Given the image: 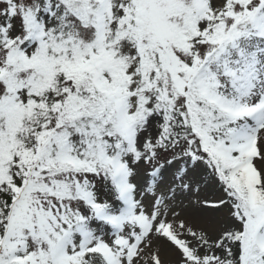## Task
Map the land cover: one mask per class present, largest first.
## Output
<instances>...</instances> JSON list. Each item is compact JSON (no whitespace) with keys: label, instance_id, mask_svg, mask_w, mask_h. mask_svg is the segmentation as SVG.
<instances>
[{"label":"snow or ice","instance_id":"1","mask_svg":"<svg viewBox=\"0 0 264 264\" xmlns=\"http://www.w3.org/2000/svg\"><path fill=\"white\" fill-rule=\"evenodd\" d=\"M0 264H264V0H0Z\"/></svg>","mask_w":264,"mask_h":264}]
</instances>
